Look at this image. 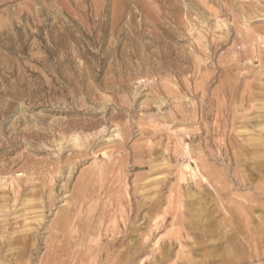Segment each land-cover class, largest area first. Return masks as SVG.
<instances>
[{
    "label": "rangeland",
    "instance_id": "rangeland-1",
    "mask_svg": "<svg viewBox=\"0 0 264 264\" xmlns=\"http://www.w3.org/2000/svg\"><path fill=\"white\" fill-rule=\"evenodd\" d=\"M263 123L264 0H0V264H264Z\"/></svg>",
    "mask_w": 264,
    "mask_h": 264
},
{
    "label": "bare ground",
    "instance_id": "bare-ground-1",
    "mask_svg": "<svg viewBox=\"0 0 264 264\" xmlns=\"http://www.w3.org/2000/svg\"><path fill=\"white\" fill-rule=\"evenodd\" d=\"M261 118V117H260ZM261 122V121H260ZM259 123V122H258ZM262 123V122H261ZM264 124V123H263ZM263 124H261V125H263ZM262 127V126H261ZM187 152V151H186ZM187 168H189V167H187ZM6 210V209H5Z\"/></svg>",
    "mask_w": 264,
    "mask_h": 264
}]
</instances>
